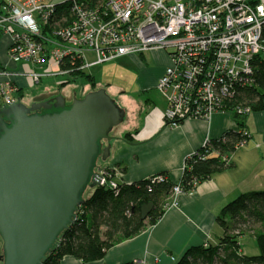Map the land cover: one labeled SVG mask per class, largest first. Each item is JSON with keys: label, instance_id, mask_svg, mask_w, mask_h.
<instances>
[{"label": "built area", "instance_id": "obj_1", "mask_svg": "<svg viewBox=\"0 0 264 264\" xmlns=\"http://www.w3.org/2000/svg\"><path fill=\"white\" fill-rule=\"evenodd\" d=\"M64 2L68 12L60 9ZM64 2L0 0V35L10 37L11 63L0 62V107L21 99L19 91L26 85L40 82L46 75L40 67L50 62L68 75L71 72L61 66L67 59L80 61L86 72L89 66L123 55L163 49L171 60L158 83L168 95L163 120L177 127L188 118L210 120L222 111L225 97L252 83L253 60L264 57V0ZM88 52L94 54L93 62L87 60ZM26 64L39 69L27 74ZM208 142L203 143L202 157L216 154L226 164L232 162L231 152L220 153ZM246 146L247 140H242L238 147ZM105 167L100 184L107 182ZM111 184L116 186V179ZM173 192L171 205L178 206L183 189L176 184Z\"/></svg>", "mask_w": 264, "mask_h": 264}, {"label": "water", "instance_id": "obj_2", "mask_svg": "<svg viewBox=\"0 0 264 264\" xmlns=\"http://www.w3.org/2000/svg\"><path fill=\"white\" fill-rule=\"evenodd\" d=\"M82 87L0 107V264H41L75 220L83 189L100 184L113 140L123 139L112 136L126 119L118 95ZM152 208L142 206L143 219Z\"/></svg>", "mask_w": 264, "mask_h": 264}, {"label": "crops", "instance_id": "obj_3", "mask_svg": "<svg viewBox=\"0 0 264 264\" xmlns=\"http://www.w3.org/2000/svg\"><path fill=\"white\" fill-rule=\"evenodd\" d=\"M51 1L61 3L65 0ZM0 41L7 53L10 37L0 35ZM146 53L131 55L144 69L148 67ZM148 53L152 56L164 54V66L157 73L141 75V93L156 85L171 62L169 54L163 49H153ZM148 100L150 111L139 118L133 117L126 127L125 136H120L123 139L113 140V154L105 165L124 168L119 178L122 177L125 182L143 180L163 171L178 181L190 154L207 139L220 137L237 128L234 115L228 111H218L210 120L188 118L177 127H169L164 123L163 110L151 99ZM245 124L251 133V140L246 147L233 154L231 167L201 182L194 193L181 194L178 206L169 207L155 225L109 249L102 261L120 263L138 260L139 264H175L188 248L216 243L224 233L219 221L222 209L244 192L264 190V108L251 113ZM127 133L130 135L126 136ZM62 264H81V260L67 256Z\"/></svg>", "mask_w": 264, "mask_h": 264}, {"label": "trees", "instance_id": "obj_4", "mask_svg": "<svg viewBox=\"0 0 264 264\" xmlns=\"http://www.w3.org/2000/svg\"><path fill=\"white\" fill-rule=\"evenodd\" d=\"M60 5L62 11L68 12L67 2ZM253 65L252 83L239 86L235 95L225 97L222 104V111L234 115L237 128L228 130L220 137L209 138L208 146L220 153H234L241 149L238 146L242 140H251L246 118L264 108V57L257 56ZM61 66L71 72L73 79L85 77L92 85L96 82L95 76L82 71L80 61L67 59ZM246 109L249 111L246 112ZM204 147L202 145L186 158L178 181L163 171L143 180L125 182L122 177L116 178L123 174L124 168L106 166L105 170L109 172L106 175L107 182L83 189L81 197L85 202L76 208L75 220L60 232L41 264H62L67 256L81 260V264H138L135 261L107 263L102 260L109 249L137 236L163 217L168 206L167 199L176 184L187 192L196 190L201 182L214 173L232 166L233 162L226 164L220 158L221 155L202 157ZM99 160L103 163L101 154L96 157V162ZM160 175L163 179L159 178ZM114 178L116 186L111 184ZM151 202L153 208L143 219L142 206ZM219 221L224 233L216 243L188 248L175 264H264V190H250L239 195L222 209ZM250 224H260L253 230L259 247V253L254 255L243 253L239 240L244 233L242 229L248 228Z\"/></svg>", "mask_w": 264, "mask_h": 264}, {"label": "rangeland", "instance_id": "obj_5", "mask_svg": "<svg viewBox=\"0 0 264 264\" xmlns=\"http://www.w3.org/2000/svg\"><path fill=\"white\" fill-rule=\"evenodd\" d=\"M146 54V66H148L146 68L148 69V71L146 70V68L144 69L143 67H141V65L135 58L133 59V57H131V55L139 56L140 54L123 55L111 61L89 66L86 69V73L95 76L96 82L94 85H92L85 77L73 79L74 76L72 74L65 75L63 73H60L58 66L50 62L47 66L40 67L41 72L43 71L46 74L44 77H41V81L33 83L31 86L26 85L23 90L19 91V96L21 97V100H29L32 98L55 94L59 91L64 90L67 86H79L80 84L83 85L82 94H84L87 90L96 91L99 86H102L106 88V91L112 96L118 95L117 101L121 102L122 105L126 107V119L121 124H119L112 133V136L116 137L125 136L127 132L126 127L130 124V120H132L133 117L139 118V116L141 115H146L147 112L150 111V104L149 106L147 105V102H149L148 99H151L153 102H155L158 108L163 110V114L167 111L168 108V95L165 94L160 88H158V83L167 67L170 66L171 62L165 68L164 72L159 77L154 87L146 91H142V93L139 92L141 89V83L139 82L141 75L143 74L142 76H144L146 72H150V74L157 73L164 66L162 63L165 59L164 54H158L155 56H152V54H149L148 52ZM86 56L89 62H93L95 60L93 53L88 52ZM0 61L11 64L6 51L4 52L1 47V41ZM10 67L14 68L13 65H10ZM26 68L27 74L31 72V68L39 69L37 66H34L32 64H26ZM67 80H69V82H66ZM127 134L130 135V133ZM249 142L250 140H247V145L249 144ZM231 153L233 159V154L235 152ZM116 178L119 179V175L116 176ZM183 193L190 194L186 190H183ZM175 194L176 193L172 191V193L168 197L167 209L174 206L171 205V203L175 200ZM259 226L260 224H250L248 228L242 229L244 233L239 237V240L243 253L249 255L259 253L257 241L253 236V230L255 229V227L258 228ZM149 227L151 226L149 225L147 228Z\"/></svg>", "mask_w": 264, "mask_h": 264}, {"label": "flooded vegetation", "instance_id": "obj_6", "mask_svg": "<svg viewBox=\"0 0 264 264\" xmlns=\"http://www.w3.org/2000/svg\"><path fill=\"white\" fill-rule=\"evenodd\" d=\"M52 97H55V96H52ZM52 97H50V98H52ZM65 97L67 98V104H70L71 101L68 100V97H67V96H65ZM74 97H75V96H74ZM50 98H49V99H50ZM77 98H79V97H77ZM53 111H55V109H53V110H51V111H46V110H43V109H42V110L39 111V113H40V114H43V113L53 112ZM33 113H34V112H33ZM105 146H106V145H105ZM105 146L103 145V147H105ZM97 165H102V167H103V166H104V163L98 162ZM96 169H97V168L95 167L94 170H96Z\"/></svg>", "mask_w": 264, "mask_h": 264}]
</instances>
